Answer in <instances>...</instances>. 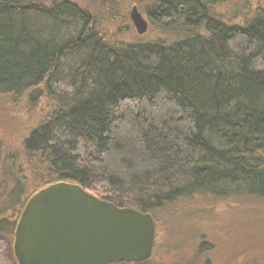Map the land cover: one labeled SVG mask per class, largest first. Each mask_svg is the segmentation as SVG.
Returning a JSON list of instances; mask_svg holds the SVG:
<instances>
[{
	"label": "trees",
	"instance_id": "1",
	"mask_svg": "<svg viewBox=\"0 0 264 264\" xmlns=\"http://www.w3.org/2000/svg\"><path fill=\"white\" fill-rule=\"evenodd\" d=\"M123 2L0 0V101L47 108L19 150L0 140V235L15 264L24 208L56 181L152 213L156 238V211L187 204L165 214L196 224L203 243L215 222L204 212L264 200V0H130L122 12ZM134 5L150 18L141 35Z\"/></svg>",
	"mask_w": 264,
	"mask_h": 264
},
{
	"label": "water",
	"instance_id": "2",
	"mask_svg": "<svg viewBox=\"0 0 264 264\" xmlns=\"http://www.w3.org/2000/svg\"><path fill=\"white\" fill-rule=\"evenodd\" d=\"M139 34L149 21L137 5ZM156 223L150 212L120 206L78 182H53L32 195L15 231L20 264H109L144 261L153 253Z\"/></svg>",
	"mask_w": 264,
	"mask_h": 264
},
{
	"label": "rangeland",
	"instance_id": "3",
	"mask_svg": "<svg viewBox=\"0 0 264 264\" xmlns=\"http://www.w3.org/2000/svg\"><path fill=\"white\" fill-rule=\"evenodd\" d=\"M129 1L125 0L121 4L122 12H125V7L129 6ZM90 5L96 9L99 20L104 23L102 27L108 34V19L105 20V16L101 17L105 14L102 2L93 1ZM144 16L150 23L147 14L144 13ZM132 26L136 32L135 25ZM75 59L76 56L71 57L70 62ZM52 84L61 93L72 94L74 91V85L68 79L57 77ZM1 97L4 98L0 95V99ZM26 97L28 96L21 99H5L7 104L0 101V140L3 139L6 144L11 145L13 150L19 148L24 136L47 109H41L40 101L30 104ZM57 130L66 132L63 135L65 140H73L71 133L66 131L65 127H59ZM76 138L78 149L75 153L83 163L86 157L85 142L82 137ZM124 197L127 204L137 205L142 195L131 191ZM215 208V211L204 212V220L215 221L210 227L208 226L205 243L202 241L198 227L193 226L196 224L189 223L188 218L178 221L180 218L177 215L169 217L170 215L165 214L189 209L187 204L182 207L174 206L165 213L159 209L156 212L160 218V229L150 258L146 259L147 261H118L109 264H264V200L246 198L238 202V199L232 198L222 200ZM0 264H15L10 241L1 235Z\"/></svg>",
	"mask_w": 264,
	"mask_h": 264
}]
</instances>
